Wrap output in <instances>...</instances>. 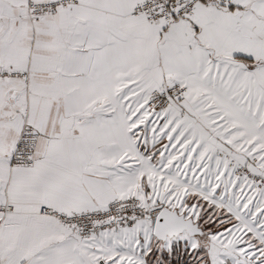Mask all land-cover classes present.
<instances>
[{
  "label": "snow or ice",
  "instance_id": "obj_1",
  "mask_svg": "<svg viewBox=\"0 0 264 264\" xmlns=\"http://www.w3.org/2000/svg\"><path fill=\"white\" fill-rule=\"evenodd\" d=\"M0 264H264V0H0Z\"/></svg>",
  "mask_w": 264,
  "mask_h": 264
}]
</instances>
